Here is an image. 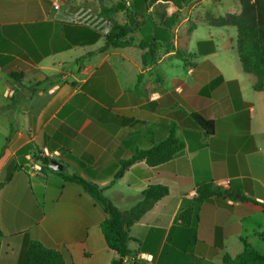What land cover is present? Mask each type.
Wrapping results in <instances>:
<instances>
[{
    "label": "crops",
    "instance_id": "1",
    "mask_svg": "<svg viewBox=\"0 0 264 264\" xmlns=\"http://www.w3.org/2000/svg\"><path fill=\"white\" fill-rule=\"evenodd\" d=\"M117 1L0 0V264H26L23 250L32 240L56 247L61 264L118 257L101 231V205L65 180L73 173L96 183L116 207L127 202L121 211L149 184L168 187L131 225L123 264H221L225 254L242 251L241 238L264 254V87L253 89L255 76L242 69L237 26L212 21L223 15L208 4L221 0L195 1L173 33L160 24L176 10L171 2L132 0L107 12ZM200 8L211 16L203 33ZM241 8L237 0L232 13ZM111 14L123 15L122 23L136 19L134 42L151 35L173 48L148 65L136 45L99 52ZM222 50L237 59L233 76L213 61ZM9 86L12 96L5 95ZM192 113L213 119V132L194 126ZM172 126L184 143L180 151L154 167L137 160L114 179L120 160L162 140ZM43 149L61 151L52 159L61 170L29 169L28 157ZM203 182L239 193L197 202ZM188 207L185 226L179 213Z\"/></svg>",
    "mask_w": 264,
    "mask_h": 264
},
{
    "label": "trees",
    "instance_id": "2",
    "mask_svg": "<svg viewBox=\"0 0 264 264\" xmlns=\"http://www.w3.org/2000/svg\"><path fill=\"white\" fill-rule=\"evenodd\" d=\"M153 1V0H152ZM171 2L177 9L170 16H161L160 24L166 27L171 33V27L178 21L180 9L189 0H162ZM241 12L239 14H227L212 18L216 24H234L237 26L236 51L237 56L244 72L255 76L253 89L261 90L264 87V0H240ZM124 0H119L107 12L119 9H126ZM129 21L126 23L113 22L105 34V42L98 51L103 52L109 47L125 45H136L142 49V63L148 65L159 57V52L168 47L173 48L171 41L161 42L149 35L138 42L129 36L140 24L135 25L136 19L128 15ZM88 52L83 57L91 55ZM180 58L185 61L186 56L182 50H178ZM14 75V74H13ZM194 126L202 129L205 134H210L214 130V121L208 116L198 113L189 115ZM184 146V143L175 135L174 126L171 127L168 135L155 142L146 149H136L134 153L124 160H120L119 167L114 174V179L121 177L124 171L135 161L144 160L148 166H157L169 161ZM43 164L47 167L48 160L43 159ZM65 180L80 185L84 191L91 195L103 208L105 217L100 222L101 231L110 249L117 253V258L111 264H119V258L125 260L131 253L128 242L131 239L130 228L155 202L168 194L169 189L166 185L153 183L149 184L141 191L140 199L129 209L121 211L107 197L101 193L99 186L78 174H70ZM3 185L0 182V187ZM197 202L207 199L211 195H225L234 199L239 193L231 188L219 190L211 185L210 182L200 183L198 188ZM242 199L244 198L241 195ZM264 207V205H263ZM192 207L183 209L179 213V219L185 226L191 223ZM2 232L0 230V239ZM243 249L235 256L225 254L221 264H264V254L257 251L244 238H241ZM26 264H61L62 255L53 246H47L40 241H30L23 250ZM193 259L190 264H195ZM123 264V263H122Z\"/></svg>",
    "mask_w": 264,
    "mask_h": 264
},
{
    "label": "rangeland",
    "instance_id": "3",
    "mask_svg": "<svg viewBox=\"0 0 264 264\" xmlns=\"http://www.w3.org/2000/svg\"><path fill=\"white\" fill-rule=\"evenodd\" d=\"M197 0H189L188 3H186V5H184L181 9H180V13H179V18L178 21L171 27L172 29V33L174 32L173 29L174 27L179 24L183 19H185V17H187L189 10L191 9V7L193 6L194 2ZM216 1V0H215ZM127 2H129V4H132V0H124V3L127 5ZM128 6V5H127ZM237 6V0H221L220 2H218L217 4H208L207 8H210L212 10V12L216 13L217 15H223L226 16L227 13L230 14L232 13V11H234V9ZM199 15H195L196 19H198V25H199V33H203L206 25L204 24L205 21H208V19L211 18V16H207L204 12L203 9L200 8L199 9ZM176 10H174L172 12V14L174 12H176ZM111 17L110 21L113 23L115 21L122 23L123 20V15L121 14H111L109 16V18ZM161 18V16H160ZM115 20V21H114ZM234 25V24H233ZM140 27V26H139ZM136 28L137 29H139ZM231 28V27H230ZM138 33H136L137 35ZM135 35V34H134ZM135 37V36H134ZM175 59L177 57H174ZM174 58H171V60H174ZM178 59V58H177ZM214 63L216 64V66L219 68V70L223 73L224 76L226 77H230L235 75L234 72V68H235V64H237V59L235 58V55L232 51H220L214 58H213ZM174 70V69H173ZM175 73V72H174ZM244 74V73H243ZM244 76V75H243ZM248 77H245V81H248ZM118 208L121 209H126L127 207V202H121L120 205L117 206Z\"/></svg>",
    "mask_w": 264,
    "mask_h": 264
},
{
    "label": "built area",
    "instance_id": "4",
    "mask_svg": "<svg viewBox=\"0 0 264 264\" xmlns=\"http://www.w3.org/2000/svg\"><path fill=\"white\" fill-rule=\"evenodd\" d=\"M14 93V87L9 86L5 90L6 96H12ZM38 157L30 156L28 157V167L32 172L40 173L43 165V159L48 160V162L52 159H55L61 156L60 150H47L43 149L42 151L37 153Z\"/></svg>",
    "mask_w": 264,
    "mask_h": 264
},
{
    "label": "water",
    "instance_id": "5",
    "mask_svg": "<svg viewBox=\"0 0 264 264\" xmlns=\"http://www.w3.org/2000/svg\"><path fill=\"white\" fill-rule=\"evenodd\" d=\"M48 166L55 171H59L63 168V165L57 160H50L48 162ZM122 263H123V258H119V264H122Z\"/></svg>",
    "mask_w": 264,
    "mask_h": 264
}]
</instances>
